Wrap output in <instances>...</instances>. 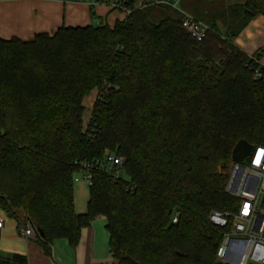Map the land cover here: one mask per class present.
Returning a JSON list of instances; mask_svg holds the SVG:
<instances>
[{
  "label": "trees",
  "instance_id": "obj_1",
  "mask_svg": "<svg viewBox=\"0 0 264 264\" xmlns=\"http://www.w3.org/2000/svg\"><path fill=\"white\" fill-rule=\"evenodd\" d=\"M137 1L114 27L0 37V211L30 225L48 257L59 240L76 248L104 217L114 264H219L229 227L209 217L238 211L227 192L233 150L264 147V49L249 57L234 45L264 17V0ZM184 13L208 26L202 42ZM112 155L124 160L117 174L105 168ZM84 165L92 181L79 214Z\"/></svg>",
  "mask_w": 264,
  "mask_h": 264
},
{
  "label": "crops",
  "instance_id": "obj_2",
  "mask_svg": "<svg viewBox=\"0 0 264 264\" xmlns=\"http://www.w3.org/2000/svg\"><path fill=\"white\" fill-rule=\"evenodd\" d=\"M0 15V37L6 40L13 37L29 40L39 33L53 35L63 26L107 24L114 27L116 22L126 18L122 12L106 4L93 5L89 1L74 0H3L0 1ZM234 45L249 57L261 52L264 49V17L251 21L234 40ZM259 63L264 67V53ZM0 217L5 218L4 227L0 230V260L20 255L27 259L28 264H114L104 217L97 218L90 227L82 230L76 248H71L66 241H56L51 257L44 253L35 239L22 236L24 228H19L15 220L8 218L3 211H0Z\"/></svg>",
  "mask_w": 264,
  "mask_h": 264
},
{
  "label": "built area",
  "instance_id": "obj_3",
  "mask_svg": "<svg viewBox=\"0 0 264 264\" xmlns=\"http://www.w3.org/2000/svg\"><path fill=\"white\" fill-rule=\"evenodd\" d=\"M3 1V0H0ZM66 2L69 0H53ZM89 1L94 4H106L113 10L130 14L125 2L127 0H74ZM181 0H157V2L171 3L177 7ZM147 0H138L136 9L145 7ZM187 33L197 42H202L209 28L192 15L184 13L182 23ZM258 77H261L258 74ZM124 164L121 157L112 155L107 158L105 168L108 172L117 174ZM81 178L75 182L85 180L91 186L90 166L84 165ZM227 192L239 199V208L235 214L214 212L209 221L220 228H228L223 234V240L216 254L219 264H264V147L257 146L249 159L242 164L234 163L232 174L227 186ZM174 222H177L175 219ZM5 218L0 217V230L4 227ZM22 236L35 239V232L30 225L22 231Z\"/></svg>",
  "mask_w": 264,
  "mask_h": 264
},
{
  "label": "rangeland",
  "instance_id": "obj_4",
  "mask_svg": "<svg viewBox=\"0 0 264 264\" xmlns=\"http://www.w3.org/2000/svg\"><path fill=\"white\" fill-rule=\"evenodd\" d=\"M229 4H242L244 0H226ZM0 23H1V15H0ZM97 99V93L94 92L89 98L86 99L85 107L86 113L84 115L83 127L84 129L87 127L89 123V119L91 117V112L94 107V103ZM122 174V172H121ZM78 178H81V175H77ZM74 195H75V208L76 212L84 211L87 212L88 201L90 197L89 185L85 180L80 179V181L74 183ZM77 212V213H78ZM81 214V213H80Z\"/></svg>",
  "mask_w": 264,
  "mask_h": 264
},
{
  "label": "water",
  "instance_id": "obj_5",
  "mask_svg": "<svg viewBox=\"0 0 264 264\" xmlns=\"http://www.w3.org/2000/svg\"><path fill=\"white\" fill-rule=\"evenodd\" d=\"M255 146L248 144L245 141H240L233 150L232 160L236 164H242L249 159Z\"/></svg>",
  "mask_w": 264,
  "mask_h": 264
}]
</instances>
